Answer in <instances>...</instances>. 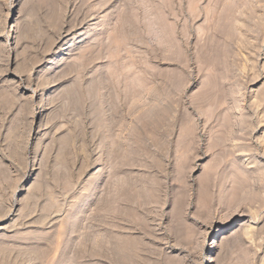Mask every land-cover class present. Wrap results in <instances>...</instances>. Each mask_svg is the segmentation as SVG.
<instances>
[{
	"label": "rangeland",
	"instance_id": "1",
	"mask_svg": "<svg viewBox=\"0 0 264 264\" xmlns=\"http://www.w3.org/2000/svg\"><path fill=\"white\" fill-rule=\"evenodd\" d=\"M233 1L0 0V264H264V0ZM215 158L253 191L205 210Z\"/></svg>",
	"mask_w": 264,
	"mask_h": 264
},
{
	"label": "bare ground",
	"instance_id": "2",
	"mask_svg": "<svg viewBox=\"0 0 264 264\" xmlns=\"http://www.w3.org/2000/svg\"><path fill=\"white\" fill-rule=\"evenodd\" d=\"M234 1H233V3H234ZM216 2H217V0H216ZM216 2H215V0H205V12L207 13V16L209 15L208 18L211 16V14H213L212 10L215 7L217 8L218 4ZM233 3H232V5H233ZM239 5H240V3H239ZM222 6H224V5H222ZM224 8L226 9V7H224ZM232 9H233V7H232ZM242 9H243V7H242ZM121 12H123V11L121 10L117 14L118 17H119V14H121ZM230 12H232V11L230 10ZM206 13H204V14H206ZM121 15H123V13ZM164 16H166V15H164ZM164 16H163V13H160V11H158L157 14H156V20H157V22H156V24H157L156 30H157L158 36L160 38H164V35H165V23H166V21H164ZM225 16L226 15L219 14V16L215 19V21H216L215 25L217 26V28L220 27L223 30H227V29L233 28L232 27V26H234V24H232L233 22L225 21V18H227V16L226 17ZM210 19H211V17H210ZM127 21H128V18H126L125 20H121L120 19V22H118L119 31H121V29H123L125 27V24H126ZM133 21H132V18L129 19V22L132 23ZM133 24H134V22H133ZM133 24H132V26H133ZM236 27H238V26L236 25ZM117 34H118V37H122L124 35V34L121 35L119 32H117ZM56 54L59 55V56L53 57V59H51V60L59 61V60L62 59V53H60V51L57 52ZM161 115H162L161 113L158 115L159 120L161 118ZM196 139H197V135H196V132H195V127H193V125L192 126L189 125V126L182 127V129L180 131V134L177 137V142H178L179 145H183L185 142H187V140H191L192 142L194 141V144H195L197 142ZM221 142H222V139L219 138L218 139V143H221ZM198 149H196V150H198ZM219 165H220V160H218L217 158L213 159L212 162H209V164H207L206 170L204 171L203 175L201 174L200 178H198V180L195 182V185H194L195 187L193 188L194 192H197V194H198L197 201L199 202L200 207L203 208V209L205 208V210H211L214 207V205H216L218 203H222V201L225 198L224 196H226V194H227V196L231 195L233 200H237V199H240L241 197L243 198V196L245 197V195L248 196L250 193H252L251 191H253L251 189L252 187H250L251 183L249 182V176L250 175H246L247 174L246 172L244 174L243 173L244 171H243L242 167H240L238 165L237 166L236 165H231V168L228 171L229 172L228 173V172H226V170L225 171L224 170L223 171L219 170L217 168ZM118 167L122 168L121 165L118 166ZM240 168H242V170H240ZM185 181H184V183L187 184L186 183L187 181L186 182ZM250 181H252V180H250ZM253 182H254V179H253ZM252 184H254V183H252ZM225 188L227 189L226 192H225L226 194L222 193L223 189L225 190ZM216 189L218 190L217 192H215ZM124 190H125V188L122 189L123 192L126 191V190L125 191ZM228 194H230V195H228ZM238 197H240V198H238ZM229 200H230V198H229ZM235 208H237V207H235ZM235 208L233 210H235ZM232 211L230 213H232ZM231 224H233V222L226 221L225 224L223 225V227L221 229H219L218 231L222 232V233H225L226 231H228L229 229L232 228L233 225H231ZM237 235L238 234H236L234 236H237ZM234 236H232V237H234ZM237 237H239V236H237ZM237 237H235V238H237ZM98 239H99V243L101 245H105V239L104 238L100 237ZM220 243H223V242L220 241ZM217 245H219V243Z\"/></svg>",
	"mask_w": 264,
	"mask_h": 264
}]
</instances>
